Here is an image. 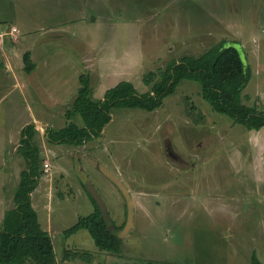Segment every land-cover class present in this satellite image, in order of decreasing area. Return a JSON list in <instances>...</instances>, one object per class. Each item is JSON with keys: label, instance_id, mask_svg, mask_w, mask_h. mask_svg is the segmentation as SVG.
<instances>
[{"label": "rangeland", "instance_id": "rangeland-1", "mask_svg": "<svg viewBox=\"0 0 264 264\" xmlns=\"http://www.w3.org/2000/svg\"><path fill=\"white\" fill-rule=\"evenodd\" d=\"M11 27L20 32L5 39L13 47L0 60L6 142L34 115L56 131L66 127L83 74L96 100L123 81L146 93L149 74L221 42L239 52L251 73L243 102L264 112V0H0V32ZM27 52L33 64L42 63V74L56 78L49 81L63 83L55 107L41 102L39 110L34 103L42 96L25 70ZM15 76L21 90L13 88ZM201 89L184 80L154 111L115 109L103 133L82 146L50 143L46 129L39 131L43 172L32 203L58 264H252L254 256L264 263V127L249 131L214 111ZM72 121L85 126L79 113ZM23 158L7 156L11 174L0 172L11 197ZM101 166L135 201L134 228L119 254L100 250L87 229L65 235L100 208L90 184L113 231L126 225L125 198Z\"/></svg>", "mask_w": 264, "mask_h": 264}, {"label": "trees", "instance_id": "trees-1", "mask_svg": "<svg viewBox=\"0 0 264 264\" xmlns=\"http://www.w3.org/2000/svg\"><path fill=\"white\" fill-rule=\"evenodd\" d=\"M225 43L213 46L200 56H185L179 61H173L159 74H149L146 83L153 86L146 93H140L132 82L123 81L107 90L103 99L96 100L90 75L83 74L77 98L67 111L69 123L57 131L48 128V142L82 146L103 133L112 120L113 110L132 108L154 111L163 106L168 96L178 91L184 80L201 84V94L214 111L229 116L249 131L260 130L264 127V112L243 102V93L250 83L251 73L239 52L233 47H226ZM24 62L26 72L31 74L35 65L29 52L25 54ZM77 113L82 116L84 127L72 121ZM36 133L34 124L28 125L22 132L19 152L25 157L28 168L21 175L15 194L16 206L5 213L3 227L0 229V264H25L28 261L33 264H58L52 237L41 224L32 203V194L43 172L40 148L35 143ZM124 226H115L116 231H113L97 205L95 212L81 217L65 231V235L70 236L80 229H87L100 250L119 254L122 252L123 241L117 234ZM72 256V253L67 254L68 259ZM80 257L92 262L90 254ZM252 264L264 263L254 256Z\"/></svg>", "mask_w": 264, "mask_h": 264}, {"label": "crops", "instance_id": "crops-1", "mask_svg": "<svg viewBox=\"0 0 264 264\" xmlns=\"http://www.w3.org/2000/svg\"><path fill=\"white\" fill-rule=\"evenodd\" d=\"M19 41H20V39H19ZM6 42H4V44L0 45V60L3 57L7 58L11 55L9 53V50L11 47H13V44H10L9 42L6 43ZM18 42H16V43H18ZM9 64H11V63L9 62ZM34 64H35V70L31 74H29V76L34 75L35 80H36V82H35L36 86L35 87L38 89V91L40 92L39 94L42 96L41 100L40 99L38 100L36 97L34 103L40 104L39 110H42L41 102L44 103V105H49V106L55 107V105L58 103V100H57L58 95L55 93V90L58 87H62L63 83L62 82L58 83L56 81H54V82L49 81L50 79H56L53 76V74L48 73V71H46L44 74H42V72H40L42 63L41 62H35ZM10 68H11V65H10ZM18 78H20V77L15 76V84L13 85V88H17V89L21 90L22 84L20 83V81H18ZM21 93H24V92H21ZM32 118H33V116H32ZM33 121L36 123H34ZM33 121L30 122V120H29V123L27 122L23 126H21L17 130L18 136L10 137L8 139V142H6L3 139L2 131L0 128V166H1L0 172L2 170L1 175L3 177L7 176V178H9V175L11 174L10 173L11 172L10 171V164H6L7 156H10V159H13V157L16 153H20L19 148L21 146V142H22V138H23L22 132H23L24 128L27 127L28 125H31L30 123H33L37 127L36 129H37L38 133H36V135H35V143L36 144H37L36 137H43V135H41L39 133V131H41V133H43L42 131H45V129L47 131L48 128H51V125H49V123H46V125H44V123L42 121H40V118L37 115H34ZM39 139H41V138H39ZM39 148H40V146H39ZM27 168H28V163H27L26 159L25 160H19V166H18V169L15 173L16 178H17L16 186H19L20 181H21V175L24 171L27 170ZM4 185H5V180H4V182L0 181V226L2 225V227H3V221H4L5 213L7 211L15 208V206H16L15 205V194H16V192L14 191V195L12 194V197L9 196L7 194L6 186H4ZM34 194H35V192L32 195V199H33ZM34 208H35V206H34Z\"/></svg>", "mask_w": 264, "mask_h": 264}, {"label": "water", "instance_id": "water-1", "mask_svg": "<svg viewBox=\"0 0 264 264\" xmlns=\"http://www.w3.org/2000/svg\"><path fill=\"white\" fill-rule=\"evenodd\" d=\"M102 167L103 173L110 179L112 182L117 186V188L121 191L123 194L126 204H127V222L124 228L118 232V237L120 239H123L125 236L129 235L134 228V220L136 215V209H135V201L134 198L130 192V190L125 186V184L109 169ZM90 192L95 199L97 203L100 205V209L103 213V216L106 220H110L107 212V208L105 206V203L103 202L102 198L100 197L97 190L94 188L92 184L89 185ZM108 222V221H107Z\"/></svg>", "mask_w": 264, "mask_h": 264}, {"label": "built area", "instance_id": "built-area-1", "mask_svg": "<svg viewBox=\"0 0 264 264\" xmlns=\"http://www.w3.org/2000/svg\"><path fill=\"white\" fill-rule=\"evenodd\" d=\"M20 32V30L17 27H11L10 29H8L5 32H0V45L3 44V42L5 41L6 38L8 37H17L16 33ZM45 171L46 172H50L51 168H50V164L49 163H45Z\"/></svg>", "mask_w": 264, "mask_h": 264}, {"label": "flooded vegetation", "instance_id": "flooded-vegetation-1", "mask_svg": "<svg viewBox=\"0 0 264 264\" xmlns=\"http://www.w3.org/2000/svg\"><path fill=\"white\" fill-rule=\"evenodd\" d=\"M170 155H171V156H174V155H173V152H170ZM175 158H177V159H178V157H177V156H175Z\"/></svg>", "mask_w": 264, "mask_h": 264}]
</instances>
